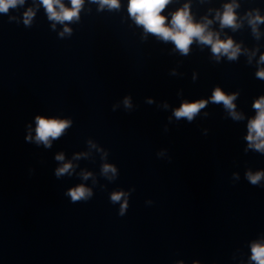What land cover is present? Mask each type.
I'll list each match as a JSON object with an SVG mask.
<instances>
[{
	"label": "clouds",
	"instance_id": "1",
	"mask_svg": "<svg viewBox=\"0 0 264 264\" xmlns=\"http://www.w3.org/2000/svg\"><path fill=\"white\" fill-rule=\"evenodd\" d=\"M48 13V18L57 22L72 21L78 19L80 10L84 4V0H70L71 7H65L62 0H40ZM101 7L107 6L109 8H119L120 0H96ZM171 0H128V11L134 21L143 26L146 33H152L164 41H171L175 44L176 48L183 54H187L193 41L196 40L201 44L210 45L211 51L219 58L220 55H227L230 60L235 59L240 52L238 45H235L232 39L221 40L217 33L209 30L208 25L212 23L210 20L198 23L194 22L189 6L185 5L182 9L177 10L172 14L171 21L168 22L167 18L162 15V12ZM24 0H0V13H7L10 8H15L17 5H22ZM235 5L227 4L224 7L223 13H218L217 18L220 20L221 27L237 26V18L234 12ZM34 15L32 9H29L24 14V23L30 24ZM264 20L256 16L252 21L253 25L257 22ZM54 26V25H53ZM71 29L67 26L64 32L70 33ZM63 35V33H61ZM260 61L264 62V55L260 57ZM257 76L264 79V69L257 72ZM236 99L235 95H227L221 89L214 90L211 100L214 103H222L226 109L231 112L234 119H240L238 113L235 112V104L233 101ZM125 105L129 106L128 99H125ZM206 106V101L184 103L174 111L177 119L186 118L191 121L200 109ZM253 107L257 110L256 116L248 123V136L249 146L254 147L260 152H264V96L259 98ZM70 121L58 120L56 118L36 117V136L37 143H43L46 147H50L51 140L60 137L64 130L69 127ZM31 139V137H29ZM57 160H63V155H58ZM71 163H65L62 167L58 168L56 175L60 176L69 172ZM106 175L109 172L115 174L116 169L108 164H105L102 169ZM90 173H85L84 178L87 179ZM262 178L264 172L256 174L248 173L249 181L255 185ZM72 201L86 200L92 195L91 190L83 185L77 186L68 192ZM124 193L115 192L111 196L113 202L121 201ZM127 207L126 201L121 205V214ZM251 259L256 264H264V243H254L252 245Z\"/></svg>",
	"mask_w": 264,
	"mask_h": 264
}]
</instances>
